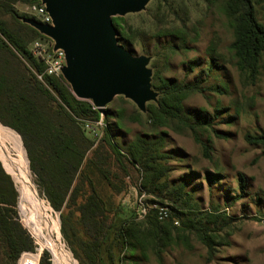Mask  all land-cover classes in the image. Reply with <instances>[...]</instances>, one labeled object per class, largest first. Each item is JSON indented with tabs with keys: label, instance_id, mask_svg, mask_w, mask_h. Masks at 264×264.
Here are the masks:
<instances>
[{
	"label": "rangeland",
	"instance_id": "1",
	"mask_svg": "<svg viewBox=\"0 0 264 264\" xmlns=\"http://www.w3.org/2000/svg\"><path fill=\"white\" fill-rule=\"evenodd\" d=\"M223 1L148 0L140 10L113 16L129 39V42L121 41L118 35L119 44L134 56L149 58L150 84L155 70L152 62L167 79L200 84V89L184 100L183 112L191 123L205 122L194 127V132L176 121L166 120L168 124L153 125L146 110L148 104L157 101L159 92L151 85L155 98L146 99L144 108L124 94L115 95L105 107H96L100 112L110 114V132L121 150L125 151L127 145L138 137L163 144L161 151L165 152L166 158L162 164L167 181L170 184L183 182L199 207L192 213L182 211V214L190 213L188 215L175 216L170 207L173 203L169 192L163 191L160 195L140 192L141 172L132 168L129 175H125L122 170L114 168L117 175L112 179L114 190L102 183L112 200L110 210L121 212L116 215L117 222L129 218L134 212L137 217L133 221L138 224L133 226L138 239H130L132 245L125 248L119 264H264V146L246 139L249 134L264 135V50L255 72L240 63L232 47L235 25L225 14ZM39 5L18 2L15 7L20 14L28 16L26 20H40L34 9ZM256 8L258 18L264 24V0L256 3ZM3 18L10 28L28 33L22 27L27 21L13 20L9 15ZM169 34L173 36L169 37ZM45 36L28 37L27 50L37 61V51H47L53 42ZM37 42L41 47L36 45ZM39 62L43 69L41 72L32 68L20 54L17 53L16 57L1 52V79L7 87L15 88L21 76L25 78L33 73L43 78L45 65ZM55 77H62L71 90L63 75ZM0 98V124L20 140L32 181L43 201L44 212L38 218L31 217L26 203L35 213L34 196L30 193L25 202L14 174L0 158L3 172L10 177L16 192L15 208L19 222L35 237L39 246H43L42 240L35 228L59 247L63 261L43 246L49 252L52 264H84L86 261L83 263L76 256L62 233L61 211L55 210L45 196L37 175L31 169L21 134L7 124L12 120V112L7 110L6 98L3 94ZM20 114L22 119L24 113L21 111ZM86 120L95 127V132L88 133L94 140L93 149L99 150L103 144V130L109 125L104 119ZM204 145L208 147L207 153ZM10 156L18 165L15 155L11 153ZM91 156L92 152H89L87 158ZM240 174L245 178L243 189L239 187ZM68 210L64 208L62 212L67 214ZM204 210L220 216L219 223L208 225L214 243L211 253L196 231L189 228V218L199 219L203 216L199 211ZM112 214L107 211L110 220ZM74 215L72 219L81 236L86 230L92 232V226L84 229V225H77L80 215L77 211ZM148 215L156 216L158 220L155 239L150 235L153 229L147 223ZM80 255L84 257L83 253ZM6 262L8 260L4 259L0 247V264Z\"/></svg>",
	"mask_w": 264,
	"mask_h": 264
},
{
	"label": "trees",
	"instance_id": "2",
	"mask_svg": "<svg viewBox=\"0 0 264 264\" xmlns=\"http://www.w3.org/2000/svg\"><path fill=\"white\" fill-rule=\"evenodd\" d=\"M260 1L263 0L223 1L225 14L235 25L232 47L239 56L240 63L250 67L252 72L256 71L264 50V24L259 20L256 8V3ZM18 2L41 4L40 0H0V53L7 52L16 57L18 53L32 68L41 72L42 65L27 50V43L28 37L45 34L28 22L22 24L28 32L23 34L20 29L10 28L3 18L9 15L13 20L28 21V16L20 14L16 9ZM112 21L119 33V39L129 42L118 19L112 17ZM152 67L155 70L151 86L159 92V97L155 103L147 105L146 114L153 125L176 121L193 132L196 131L194 127L204 125L203 121L191 123L183 112L184 100L190 93L198 91L200 84L167 79L157 70L154 62ZM1 94L6 98L4 103L7 110L12 112V120L7 124L21 134L31 169L37 175L40 186L53 208L61 211V231L83 263L86 261L88 264H119L125 248L132 245L130 239H138L133 228L137 224L133 221L137 217L136 214L132 212L129 218L117 222L116 215L121 212L110 210L112 200L105 193L102 183L114 190L112 179L117 177L114 168L122 170L125 175H129L132 168L141 172L143 182L138 186L140 192L146 191L155 195H160L163 191L169 192L173 203L170 207L175 216L190 214H182L184 210L191 213L199 210L193 195L183 182L170 184L167 181L166 169L162 164L166 158L165 152L161 151L163 144L138 137L127 145L125 151L121 150L110 132V114L100 112L93 108L91 102L77 98L62 77L44 75L42 81L30 73L25 78L21 76L16 87L11 88L7 87V83H4L0 76V97ZM40 100L43 103H40ZM21 111L24 113L22 119ZM86 119H104L109 125L103 130V144L99 150L93 149L94 140L89 136L88 132L91 131L85 128V122L88 121ZM246 139L264 146V135L249 134ZM204 146L207 153L208 147ZM100 149L103 152L101 155ZM89 152H92V156L87 158ZM239 183L240 189L245 188V178L242 174ZM15 202L13 183L0 164V247L3 249L4 259L8 260L4 264H16L21 252L35 248L34 238L18 220ZM64 208L69 209V213L64 214ZM75 211L80 215V219L76 221L77 225H84V229L92 226L91 231L95 232L86 230L83 236L80 235L73 221ZM107 211L113 213L112 220L106 215ZM199 212L203 216L199 219L189 218V228L196 231L211 253L214 243L209 235L211 229L208 225L219 223L220 216L209 210ZM146 218L153 229L150 235L155 239L159 228L157 217L148 215ZM40 264H52L47 250L43 251Z\"/></svg>",
	"mask_w": 264,
	"mask_h": 264
},
{
	"label": "water",
	"instance_id": "3",
	"mask_svg": "<svg viewBox=\"0 0 264 264\" xmlns=\"http://www.w3.org/2000/svg\"><path fill=\"white\" fill-rule=\"evenodd\" d=\"M52 24L27 22L65 52L63 77L79 99L105 107L117 94H124L141 108L155 98L150 88L149 58L134 56L118 40L112 17L137 11L148 0H40Z\"/></svg>",
	"mask_w": 264,
	"mask_h": 264
},
{
	"label": "bare ground",
	"instance_id": "4",
	"mask_svg": "<svg viewBox=\"0 0 264 264\" xmlns=\"http://www.w3.org/2000/svg\"><path fill=\"white\" fill-rule=\"evenodd\" d=\"M11 153H13L17 158L18 165L14 163L13 161L14 159H12V157L10 156ZM0 158L6 163V165L14 174L15 179L18 182V189L21 195L23 196L25 202L27 201L26 198L30 195V193L34 196L37 207L36 210H34L35 213H33V208L27 205V203H26V207L31 217L34 216L38 218V216H40L44 212L43 203H42L43 201L39 197L38 191L35 187L36 185H34L32 181L30 170L27 166V162L25 159L26 157L24 155L23 147L20 143V140L10 130L4 128L1 124H0ZM35 232L39 235V239L42 240L41 242L42 245L48 247V250L50 249L53 255L56 257L58 256V258L60 259L61 250L59 249V247H57L55 244L50 242L49 239H47L46 236L42 234L43 232L38 230V228H35ZM43 246H40V248L43 249ZM59 259L57 261H59ZM66 264H73V263L69 262Z\"/></svg>",
	"mask_w": 264,
	"mask_h": 264
},
{
	"label": "built area",
	"instance_id": "5",
	"mask_svg": "<svg viewBox=\"0 0 264 264\" xmlns=\"http://www.w3.org/2000/svg\"><path fill=\"white\" fill-rule=\"evenodd\" d=\"M37 15L40 18V22L44 24H52V18L46 10L44 4H40L38 7H34ZM53 40V39H52ZM37 46L41 47V44L37 42ZM39 61L45 65L44 75L60 76L63 75L62 70L66 66V56L63 49L55 48V42H51L48 46V50L37 51ZM43 75V78H44ZM42 75H39V79L42 80ZM43 81V80H42ZM93 108L96 106L92 103ZM101 123V122H99ZM85 128L91 132H95V127L91 125L89 121L85 122ZM33 238H35L33 236ZM35 240V239H34ZM45 249H41L37 241L35 240V248L33 250H25L19 255L16 264H40L41 256ZM47 250V249H46Z\"/></svg>",
	"mask_w": 264,
	"mask_h": 264
}]
</instances>
